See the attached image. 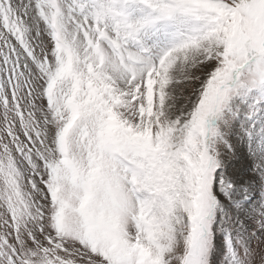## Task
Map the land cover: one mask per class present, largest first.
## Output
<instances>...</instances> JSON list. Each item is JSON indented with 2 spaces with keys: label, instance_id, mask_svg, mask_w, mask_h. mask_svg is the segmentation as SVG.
Segmentation results:
<instances>
[{
  "label": "snow or ice",
  "instance_id": "6c2138e0",
  "mask_svg": "<svg viewBox=\"0 0 264 264\" xmlns=\"http://www.w3.org/2000/svg\"><path fill=\"white\" fill-rule=\"evenodd\" d=\"M0 264H264V0H0Z\"/></svg>",
  "mask_w": 264,
  "mask_h": 264
}]
</instances>
